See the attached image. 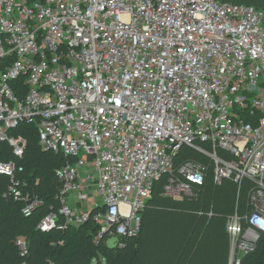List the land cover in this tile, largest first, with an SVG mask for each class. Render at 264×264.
I'll return each mask as SVG.
<instances>
[{
  "label": "built area",
  "instance_id": "obj_1",
  "mask_svg": "<svg viewBox=\"0 0 264 264\" xmlns=\"http://www.w3.org/2000/svg\"><path fill=\"white\" fill-rule=\"evenodd\" d=\"M31 124L44 152L60 153L57 209L37 228L87 224L93 241L138 233L154 181L193 195L205 168L174 167L187 145L213 180L250 184L246 212L229 215L228 264L264 232V10L219 0H0V140L21 157ZM6 197L32 215L43 199L14 176ZM21 170V168H18ZM244 222V226L242 225ZM26 250L25 238L16 239Z\"/></svg>",
  "mask_w": 264,
  "mask_h": 264
},
{
  "label": "trees",
  "instance_id": "obj_2",
  "mask_svg": "<svg viewBox=\"0 0 264 264\" xmlns=\"http://www.w3.org/2000/svg\"><path fill=\"white\" fill-rule=\"evenodd\" d=\"M219 1L264 10V0ZM9 135L25 139L23 154L14 155L9 143L0 140V161L14 163V176L24 180L28 190L43 199V205L24 216L22 204L4 195L10 178L0 173V264H228L227 217L235 211L239 215L246 212L250 184L243 181L237 197V184L231 179L215 183L207 156L181 146L173 158L174 167L188 160L199 162L205 168L203 183L194 187L192 196L172 199L162 194L168 178V174H162L154 181L136 236L124 239L121 246L108 247L104 239L93 241L87 224L49 231L37 228L39 219L59 206L56 196L61 181L55 170L65 158L60 153L42 151L31 124L19 123ZM19 237L26 240L24 252L16 244ZM239 264H264V232Z\"/></svg>",
  "mask_w": 264,
  "mask_h": 264
},
{
  "label": "rangeland",
  "instance_id": "obj_3",
  "mask_svg": "<svg viewBox=\"0 0 264 264\" xmlns=\"http://www.w3.org/2000/svg\"><path fill=\"white\" fill-rule=\"evenodd\" d=\"M92 233L95 234V230H93ZM116 241H117L116 238H109V239L106 240V243H105V244H106L108 247H113V246L115 245Z\"/></svg>",
  "mask_w": 264,
  "mask_h": 264
}]
</instances>
